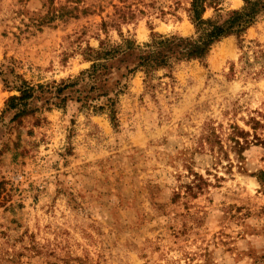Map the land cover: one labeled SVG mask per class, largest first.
I'll use <instances>...</instances> for the list:
<instances>
[{"label":"rangeland","instance_id":"374dc122","mask_svg":"<svg viewBox=\"0 0 264 264\" xmlns=\"http://www.w3.org/2000/svg\"><path fill=\"white\" fill-rule=\"evenodd\" d=\"M75 1L0 0V264H264V15L203 62L92 78L91 49L192 35V0Z\"/></svg>","mask_w":264,"mask_h":264},{"label":"trees","instance_id":"16d2710c","mask_svg":"<svg viewBox=\"0 0 264 264\" xmlns=\"http://www.w3.org/2000/svg\"><path fill=\"white\" fill-rule=\"evenodd\" d=\"M205 1L192 0L190 16L195 26V32L192 35L154 33L151 40L142 45L126 40L123 45H116L112 48L91 49L90 57L94 62L91 65L90 76L93 78L106 73L108 68L106 62L110 58H114L119 54H122L123 57L132 56L133 52L136 53L137 61L130 72L142 69L147 75H150L151 71L157 68H170L174 63L184 60L203 62L208 57L214 44L232 35L240 38L260 16L264 15V0H243L244 4L240 8L218 11L215 17L204 18ZM75 2H78V0ZM79 9L78 6H71L68 9L67 5L60 7L52 5L49 19L53 20L64 15L71 16V14H74L75 17ZM20 91L21 95L12 96L10 101H24L31 98L33 87L27 85L21 88ZM240 133L244 134L242 131ZM235 141L240 144L238 139ZM258 176L263 180L264 171H261Z\"/></svg>","mask_w":264,"mask_h":264}]
</instances>
